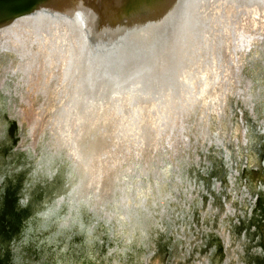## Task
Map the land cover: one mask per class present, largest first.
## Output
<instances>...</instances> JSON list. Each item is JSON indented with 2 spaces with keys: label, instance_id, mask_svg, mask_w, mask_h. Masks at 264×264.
Returning <instances> with one entry per match:
<instances>
[{
  "label": "rangeland",
  "instance_id": "obj_1",
  "mask_svg": "<svg viewBox=\"0 0 264 264\" xmlns=\"http://www.w3.org/2000/svg\"><path fill=\"white\" fill-rule=\"evenodd\" d=\"M214 12L217 47L167 93V130L134 121L136 146L103 155L112 112L74 124L67 40L23 53L0 35V264H264V10Z\"/></svg>",
  "mask_w": 264,
  "mask_h": 264
},
{
  "label": "water",
  "instance_id": "obj_2",
  "mask_svg": "<svg viewBox=\"0 0 264 264\" xmlns=\"http://www.w3.org/2000/svg\"><path fill=\"white\" fill-rule=\"evenodd\" d=\"M219 1L0 0V31L18 22L45 32L66 27L81 51L68 100L91 116L115 102L127 108L178 94L198 65L205 19ZM81 146V155L94 149L87 141Z\"/></svg>",
  "mask_w": 264,
  "mask_h": 264
},
{
  "label": "bare ground",
  "instance_id": "obj_3",
  "mask_svg": "<svg viewBox=\"0 0 264 264\" xmlns=\"http://www.w3.org/2000/svg\"><path fill=\"white\" fill-rule=\"evenodd\" d=\"M221 1V0H220ZM225 2H229L232 3L236 9H239L240 5H250V4H257L260 5L261 7H263L264 10V0H223ZM238 12V11H236ZM218 14H216L213 10V12H211L210 17L205 19V37L204 40L202 41V45L200 50L203 52H205V54L207 55L209 47L211 48V50L215 47H217L218 44V40L220 39V32H218V28L214 27V24L216 21L218 20ZM30 27H32L33 29H30ZM213 27V29H212ZM67 28L62 26V27H57L52 29L49 32H45L40 30L39 28H37L36 26H34L32 23L30 22H18L16 23L14 26L9 27L3 31H0V35H1V41L5 40V44H8L12 47V44H14V46L16 45H22L25 50L23 51L26 52L27 50H29L30 48H32V45L34 44L35 41L39 42L38 40L40 39V37L42 35L45 36H52L51 38V42L53 44L57 45V41H59L60 38L62 39H66L67 40V47H65V52H67V61H68V69L71 68V65L73 64V61L75 59H73L74 57H79L81 56V51L77 43H70V39H69V35L67 34ZM212 30V31H211ZM34 31V32H33ZM212 32V36L213 39L211 38V42H209V38H208V33ZM216 31L218 32V34L216 33ZM31 33V34H30ZM34 34V35H33ZM36 34V35H35ZM32 35V37H31ZM76 39V38H75ZM13 46V48H14ZM64 51V50H62ZM22 53V52H21ZM59 54H62V52H60ZM44 63L45 69L46 71L49 69V66H51L50 64H48L45 60L41 59ZM79 63H80V59H78ZM37 59L35 61V65H36ZM69 74V72H68ZM68 76V75H67ZM69 76H71V74H69ZM80 77V76H79ZM167 96H165L166 98ZM121 104L125 105V100L122 98L120 99ZM72 104H74L72 101L70 102ZM76 105V104H75ZM166 106V104L163 103H147L146 101H139V102H134L129 104V106L120 108V102H115L113 104H110V106H107L106 108V114L112 112L109 116H107L106 118L109 121L113 122V125H110V128L112 126L113 131L112 134L110 136H106V134L102 137L103 139H107L109 140V144H105V142L101 141L102 143L99 145L98 144V154H102V153H106V151H108L111 148V151H113V149H115L118 146H122L123 148L126 146H132L135 147L137 142L133 139V134L130 132V125L136 121V122H142L143 124H145L143 127L145 130H147L150 135H151V140L152 142L154 141H158V138L160 135L163 134L164 131L167 130L168 126H167V121L166 119H164V117H160L158 114V111L160 110V107ZM77 111V114L75 115V120H76V116L78 115V113L80 112V105L77 106V108H75ZM91 115V120H94V117H98V113H94V115ZM88 116V115H87ZM83 117L82 114L81 116H78V123H74L75 125H80L86 122H83ZM73 118V119H74ZM161 118V119H160ZM66 123L69 120L68 118L65 119ZM153 121H156L158 123V125L154 126L152 124ZM111 122V123H112ZM71 125V124H70ZM71 127V126H70ZM85 128V126H84ZM83 128V130H84ZM107 131H110L112 129H106ZM106 131V132H107ZM140 132V131H139ZM108 133V132H107ZM84 134H86V131H83L80 133L79 136V141L83 142L84 140ZM138 135V134H137ZM140 137V136H139ZM105 145V146H104ZM109 152V151H108ZM103 155V154H102ZM91 175V174H90ZM98 178V177H96ZM98 182V179L96 181H93V179H91L89 177L88 182L85 183L84 185H81L82 187H80V192L82 195L87 194L89 190H94V192L96 191L97 193H99V189H95V183ZM106 188V186H105ZM97 195V194H96ZM81 197H76L75 200L80 201Z\"/></svg>",
  "mask_w": 264,
  "mask_h": 264
}]
</instances>
